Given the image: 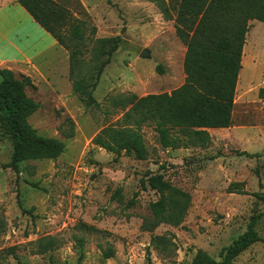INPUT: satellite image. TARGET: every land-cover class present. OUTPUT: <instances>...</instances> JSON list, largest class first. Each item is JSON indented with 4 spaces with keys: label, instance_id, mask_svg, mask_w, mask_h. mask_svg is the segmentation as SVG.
I'll use <instances>...</instances> for the list:
<instances>
[{
    "label": "rangeland",
    "instance_id": "1",
    "mask_svg": "<svg viewBox=\"0 0 264 264\" xmlns=\"http://www.w3.org/2000/svg\"><path fill=\"white\" fill-rule=\"evenodd\" d=\"M52 1L86 24V62L99 41H107V50L116 44V51L87 107L72 92L67 52L14 0H1L0 69L31 79L26 95L39 109L28 123L64 150L56 160L25 162L14 172L7 167L12 145L0 130V264H191L198 251L219 262L263 210L254 194L264 196V24L249 23L232 126L211 130L205 150H164L153 129L142 127L147 159L139 162L107 153L94 139L126 111L113 107V99L170 94L184 84L185 47L155 3L173 16L180 0ZM24 36L22 48L35 54L30 62L15 59L10 47ZM143 51L149 58H141ZM156 174L191 198L177 228L146 230L158 196L140 180ZM232 183H243L247 195L228 194ZM117 190L121 197L113 199ZM255 230L260 241L233 264H264V217ZM155 238L163 241L151 244Z\"/></svg>",
    "mask_w": 264,
    "mask_h": 264
},
{
    "label": "trees",
    "instance_id": "2",
    "mask_svg": "<svg viewBox=\"0 0 264 264\" xmlns=\"http://www.w3.org/2000/svg\"><path fill=\"white\" fill-rule=\"evenodd\" d=\"M16 2L67 52L68 78L73 94L87 107L94 105L92 93L116 51V44L107 50L106 40L97 42L92 51L93 61L86 62L91 43L84 22L72 18L52 0ZM155 3L166 20H173L176 37L185 47L182 64L185 82L170 94L142 98L127 95L113 99V107L126 111L115 127L102 130L94 139V144L107 153L116 157L124 154L139 162L147 159L140 134L142 127L153 129L164 150H205L210 144L207 130L232 126L236 84L249 23L264 24V0H180L173 16L162 2ZM158 70L161 72L160 68ZM32 87L29 77L18 79L10 70L0 69V130L11 142L7 167L14 172L25 162L56 160L64 150L62 142L37 135L29 125L28 119L39 109V105L26 95V89ZM238 155L252 157L244 152ZM140 184L141 187L147 185L158 196L157 201L149 205L151 223L146 230L151 231L162 224L179 227L188 211L190 196L171 186L159 174L146 176ZM227 193L247 195L243 183L230 184ZM120 197L117 190L113 199ZM254 197L261 202L262 212L249 219L244 234L223 251L221 260L216 262L198 251L191 264H233L243 252L260 241L255 229L264 217V196L254 194ZM133 203L131 201L129 205ZM161 240L152 239L151 244H159ZM104 255L112 257L110 251Z\"/></svg>",
    "mask_w": 264,
    "mask_h": 264
},
{
    "label": "crops",
    "instance_id": "3",
    "mask_svg": "<svg viewBox=\"0 0 264 264\" xmlns=\"http://www.w3.org/2000/svg\"><path fill=\"white\" fill-rule=\"evenodd\" d=\"M15 2H16V0H14ZM0 3H1V0H0ZM17 3V2H16ZM1 7V6H0ZM23 9V8H22ZM33 21V20H32ZM34 22V21H33ZM35 23V22H34ZM36 24V23H35ZM47 34V33H46ZM48 35V34H47ZM23 40L22 41H20V43H19V41H18V44H20V46L19 45H17V44H11V46L10 47H12L13 48V51H14V53H15V55H16V57H15V59H18V60H25V61H28V62H30L33 58H34V55L35 54H32V55H28L27 54V52L25 51V49H23L22 48V43L23 44H27L28 43V39H29V36H24L23 38H22ZM53 40V39H52ZM54 43H56V42H54ZM32 45V44H31ZM33 49V45H32V48H31V50ZM32 52V51H31ZM39 54V51L36 53V55H38ZM223 130H228V129H223ZM211 130H207V132L209 133Z\"/></svg>",
    "mask_w": 264,
    "mask_h": 264
},
{
    "label": "water",
    "instance_id": "4",
    "mask_svg": "<svg viewBox=\"0 0 264 264\" xmlns=\"http://www.w3.org/2000/svg\"><path fill=\"white\" fill-rule=\"evenodd\" d=\"M140 56L141 58H149V54L146 51L141 52Z\"/></svg>",
    "mask_w": 264,
    "mask_h": 264
}]
</instances>
